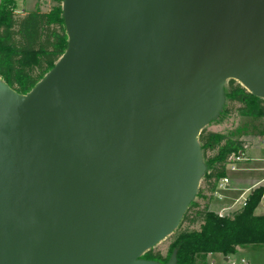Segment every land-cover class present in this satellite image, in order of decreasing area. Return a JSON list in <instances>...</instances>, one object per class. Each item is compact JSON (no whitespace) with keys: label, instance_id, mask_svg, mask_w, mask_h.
Segmentation results:
<instances>
[{"label":"water","instance_id":"1","mask_svg":"<svg viewBox=\"0 0 264 264\" xmlns=\"http://www.w3.org/2000/svg\"><path fill=\"white\" fill-rule=\"evenodd\" d=\"M68 47L0 75V264H176L229 79L264 98V0H63Z\"/></svg>","mask_w":264,"mask_h":264},{"label":"trees","instance_id":"2","mask_svg":"<svg viewBox=\"0 0 264 264\" xmlns=\"http://www.w3.org/2000/svg\"><path fill=\"white\" fill-rule=\"evenodd\" d=\"M51 9L37 8L23 14L15 10L16 0H0V75L17 92H29L51 70L68 47L63 0H53ZM220 114L264 118V98L250 93L237 80L229 79ZM207 169L195 199L172 233L167 253L151 248L142 258L167 263L176 251V264H206L209 253L223 256L238 248L264 244V213L256 208L264 186L254 188L243 209L224 217L210 210L214 191L227 175L229 157L243 150L247 142L222 132L203 128L199 135Z\"/></svg>","mask_w":264,"mask_h":264},{"label":"crops","instance_id":"3","mask_svg":"<svg viewBox=\"0 0 264 264\" xmlns=\"http://www.w3.org/2000/svg\"><path fill=\"white\" fill-rule=\"evenodd\" d=\"M25 12L19 13L23 14ZM248 140L250 141L244 149V159L237 163V169L232 171L227 168L230 183L228 188L221 192L223 198H215L211 202V211H219L222 207L247 196L254 188L264 186V136H252ZM256 213L263 214L259 210ZM215 255L221 257V264H227V257L221 253L207 254L205 257L206 264L209 260L214 264L216 260L213 256ZM229 257H245L249 264H264V244L240 247L236 253L231 254Z\"/></svg>","mask_w":264,"mask_h":264},{"label":"rangeland","instance_id":"4","mask_svg":"<svg viewBox=\"0 0 264 264\" xmlns=\"http://www.w3.org/2000/svg\"><path fill=\"white\" fill-rule=\"evenodd\" d=\"M53 5V0H16L15 10L17 12H25L24 10L33 11L40 8L43 11H47L51 9ZM205 127L212 131L222 132L235 139H243L247 144L250 141L248 139H251L252 136H264V118L242 116L239 112H233L228 115L219 114ZM173 239L174 234H171L158 242L154 248L166 254ZM213 258L216 260L214 264L222 263L219 255H215ZM208 264H212L210 260Z\"/></svg>","mask_w":264,"mask_h":264},{"label":"built area","instance_id":"5","mask_svg":"<svg viewBox=\"0 0 264 264\" xmlns=\"http://www.w3.org/2000/svg\"><path fill=\"white\" fill-rule=\"evenodd\" d=\"M244 149L239 150L237 153H234L229 157V162L227 164V168H229L232 171L237 169V163L244 159V155H245ZM229 183H230V179L227 175L220 179V181L218 182V185H217V187L213 193L214 199L215 198H217V199L223 198V195L221 194V192L228 188ZM248 195L243 196L242 199H237L236 201H234L232 204H230L228 206L222 207L219 211H216L215 213L220 217H224V216L229 215L230 213H232L236 210L243 209L247 204ZM257 210H259L261 213H264V193L262 194L261 199L257 205L256 211ZM229 256L230 255L225 256V257H227V264H249L248 260L245 257H229Z\"/></svg>","mask_w":264,"mask_h":264}]
</instances>
